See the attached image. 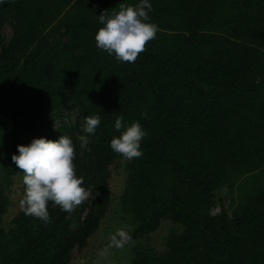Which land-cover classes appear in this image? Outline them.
Returning <instances> with one entry per match:
<instances>
[{
    "label": "trees",
    "instance_id": "1",
    "mask_svg": "<svg viewBox=\"0 0 264 264\" xmlns=\"http://www.w3.org/2000/svg\"><path fill=\"white\" fill-rule=\"evenodd\" d=\"M137 2L0 0L12 30L0 33V264H70L88 246L122 159L109 147L118 116L147 131L143 154L124 163L131 240L176 225L160 250L137 243L130 264H264V0H150L156 37L120 62L96 47L97 16ZM62 134L92 197L71 212L49 201L48 223L20 209L6 225L17 145ZM224 188L231 211L213 213Z\"/></svg>",
    "mask_w": 264,
    "mask_h": 264
},
{
    "label": "clouds",
    "instance_id": "2",
    "mask_svg": "<svg viewBox=\"0 0 264 264\" xmlns=\"http://www.w3.org/2000/svg\"><path fill=\"white\" fill-rule=\"evenodd\" d=\"M150 0H138L135 4L121 5L118 11H103L98 15L102 25L94 35L96 47L114 56L120 62H135L139 53L144 51L146 42L156 37L158 26L151 22ZM101 123L100 115L86 116L79 142L87 148L89 138L96 133ZM114 136L109 147L112 151L131 160L140 157L141 140L147 135L146 129L138 121L123 124L118 116L114 128L120 131ZM75 145L72 138L62 134L58 139L45 137L33 138L30 143L18 144L17 153L11 160L23 173L24 192L21 207L26 215H32L44 223L50 222L47 208L49 201L59 205L62 211L71 212L87 197L82 177H78L74 164ZM131 239L124 228L117 229L110 237L109 246L122 248Z\"/></svg>",
    "mask_w": 264,
    "mask_h": 264
},
{
    "label": "rangeland",
    "instance_id": "3",
    "mask_svg": "<svg viewBox=\"0 0 264 264\" xmlns=\"http://www.w3.org/2000/svg\"><path fill=\"white\" fill-rule=\"evenodd\" d=\"M0 33L3 38H9L12 30L8 23L0 25ZM1 46V43H0ZM70 115V116H68ZM75 113L65 112V120L73 119ZM58 121L56 125H58ZM127 159L122 156V159L113 167V177L111 179V202L105 218L101 224L100 229L89 239L88 246L83 251L75 250L73 258L70 264H130L133 248L137 243H143L147 246L152 245L157 250L163 248V242L174 225L171 221L162 222L160 228L152 233L148 239H140L137 241L129 240L127 244L122 248H116L109 246V240L111 235L119 228H124L128 231L129 235L133 230V223L130 216L124 214L121 210V193L124 186L125 171L124 163ZM23 173L21 172L15 177L14 183L10 187L8 192L10 198V206L7 214L5 215L6 225L9 223L12 216L22 209L21 199L23 196ZM88 195L85 200L92 197V193L87 191ZM220 195L223 198V203H217L212 209L213 213H218L222 209H226L228 212L231 211L230 207V194L224 188L221 190ZM180 227L178 226V229Z\"/></svg>",
    "mask_w": 264,
    "mask_h": 264
}]
</instances>
